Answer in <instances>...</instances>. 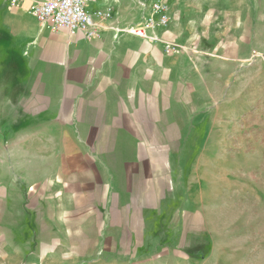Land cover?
<instances>
[{
	"label": "crops",
	"instance_id": "1",
	"mask_svg": "<svg viewBox=\"0 0 264 264\" xmlns=\"http://www.w3.org/2000/svg\"><path fill=\"white\" fill-rule=\"evenodd\" d=\"M144 3L89 0L91 13L110 11L95 18L101 31L89 40L39 23L28 2L0 0V214L41 211L53 235L45 248L70 251L103 231L109 248L114 215L134 207L157 212L158 229H166L159 243H171L160 255L183 235L188 251L196 249L188 211L199 208L193 194L205 187L207 161L222 160L225 139L243 141L242 116L264 107L243 69L244 17L230 22L228 0H171L168 27L147 29V38L122 33L150 15ZM257 75L262 94L264 69ZM251 147L260 165L264 150ZM253 188L260 233L264 188ZM179 210L187 216L169 218Z\"/></svg>",
	"mask_w": 264,
	"mask_h": 264
},
{
	"label": "rangeland",
	"instance_id": "2",
	"mask_svg": "<svg viewBox=\"0 0 264 264\" xmlns=\"http://www.w3.org/2000/svg\"><path fill=\"white\" fill-rule=\"evenodd\" d=\"M227 6L231 23L244 17L248 51L243 69L248 71L252 97H264V84L260 85L262 94L257 89V74L264 69V0H228ZM243 116L239 131L242 137L238 138L243 141L225 139L221 146L222 160L207 161L208 170L202 176L205 187H199L200 191L193 194L199 208L189 210L188 215L195 219L196 249L188 251L183 235L170 247V251L177 250V259L170 251L165 257L160 255L171 243H159V231L164 234L166 229H158L157 212L135 213L133 207L129 213H122L125 207L121 206L116 208L121 213L114 215L117 225L114 236H110L114 241L109 242V248H105L108 232L103 231L100 235L92 232L83 242L70 246L73 250L67 247L53 250L44 246L51 245L53 235L46 233L41 211L33 209L26 219L18 214H0V264H264V231L256 233V202L251 196L254 186L264 188V154L260 165L256 164L255 148L251 147L253 144L264 150V107L257 103ZM215 169H222V174ZM170 199L177 203L183 200L177 195L175 198L171 195ZM201 201L203 206L198 203ZM1 209L4 208L0 206ZM170 214V219L182 220L187 216L180 210ZM241 225L243 231L236 232ZM179 229L182 231L184 227ZM207 233L212 238L205 241ZM74 236L67 234L69 239ZM62 241H66L64 235Z\"/></svg>",
	"mask_w": 264,
	"mask_h": 264
},
{
	"label": "built area",
	"instance_id": "3",
	"mask_svg": "<svg viewBox=\"0 0 264 264\" xmlns=\"http://www.w3.org/2000/svg\"><path fill=\"white\" fill-rule=\"evenodd\" d=\"M89 0H3L9 6H18L28 2L29 13L39 23L47 24L52 31L64 30L68 35H83L85 39L99 36L101 27L95 18L108 19L110 11L91 13L88 10ZM171 0H145L144 6L149 8L150 15L140 24L122 29L130 36L147 38V29L166 28L170 24ZM143 6V7H144ZM152 41L155 39L151 38Z\"/></svg>",
	"mask_w": 264,
	"mask_h": 264
}]
</instances>
